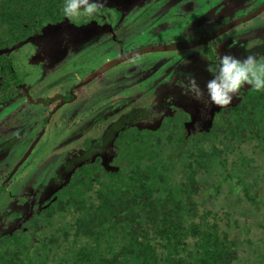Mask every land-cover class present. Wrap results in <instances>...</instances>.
Here are the masks:
<instances>
[{"label": "flooded vegetation", "instance_id": "obj_1", "mask_svg": "<svg viewBox=\"0 0 264 264\" xmlns=\"http://www.w3.org/2000/svg\"><path fill=\"white\" fill-rule=\"evenodd\" d=\"M123 1L105 0L103 7H106L101 9L104 16L99 25H94L93 20V25L86 28L83 23L75 24L62 16L61 22L55 19L33 27L34 32L27 36L31 37L29 42L33 46L28 54L23 49L28 41L18 38L11 42L0 36V251L6 242L16 243L18 249L36 216L40 219L51 217L54 204L66 195L70 184L77 178L88 177L83 172L86 164L103 167L94 175L96 181L105 178L103 173L107 171L112 178L120 176L118 174L123 173L127 163V170L121 176L143 174L150 166L157 170L156 165H150L148 161L142 166L130 163L138 156L144 139L158 141L164 121L168 123L170 133L174 131L183 144L188 145L186 165L196 160L194 156L203 154L204 149L216 145V133H224V150L229 148L228 145L236 148L227 156L237 166L252 156L241 151L237 154V149L251 145L255 147L254 153L260 138L264 142V92L251 97L252 88L245 85L232 104L215 109L206 108L183 94L188 76L194 77L203 89L211 78L204 70L206 64L215 63L222 55L264 56V0H206L210 3L209 14L198 20L201 25L197 22L193 25L196 33L190 40L134 44L128 49L124 48L128 38L125 35L124 40L121 39L123 36L118 37L114 28L119 11L112 3L124 7ZM106 12L113 18L107 19ZM254 21L256 24H249ZM203 25L206 29L200 32ZM103 31L109 32L103 40H112L117 45L115 48L119 47L118 52H109L115 53L112 58L105 56L100 62H90V58L82 63L75 60L67 66L69 53L80 50L86 44V38L89 45L94 43ZM235 31L239 34L228 37V33ZM66 32L67 36H64ZM151 36L155 37V33ZM202 40L203 43L195 45ZM26 49L28 51L29 46ZM176 51L182 53L171 59L174 63L168 58L153 63L154 68H165L162 76L152 78V73L145 69L137 80L133 75L130 81H135L129 85L122 79L123 87L108 78L110 70L134 57L150 52ZM19 53L24 67L22 73L11 60ZM26 58L29 59L27 62ZM116 58L123 60L109 65ZM39 61L50 68L46 69ZM105 79L108 85L103 84ZM143 84L149 87L139 88L130 96L124 90V87L131 89ZM158 85L162 90L156 93ZM142 93L144 98L139 101ZM180 114H183L182 119L175 120ZM11 119L14 124L8 126ZM179 153L182 151H177ZM141 154L150 157L155 152L143 151ZM252 157V164L256 161L255 166H259L260 158L256 152ZM41 160L42 167V164L38 166ZM181 162L172 161L170 165L157 161L158 170L166 177L168 186L169 174L166 172L176 165L180 167ZM181 171L184 175V170ZM246 171L240 174V182L254 170L249 174ZM2 193H5L4 199ZM50 194L52 197L45 201Z\"/></svg>", "mask_w": 264, "mask_h": 264}, {"label": "trees", "instance_id": "obj_2", "mask_svg": "<svg viewBox=\"0 0 264 264\" xmlns=\"http://www.w3.org/2000/svg\"><path fill=\"white\" fill-rule=\"evenodd\" d=\"M61 4L0 0V36L12 42L46 18L60 19ZM214 138L215 146L185 163L184 181L175 189L158 166L99 181L77 178L45 218L51 232L39 241L33 260L23 262L21 241L18 249L14 244L0 251V264H263L264 240L250 238L249 222V208L264 210V184L256 180L260 171L264 174L263 139L256 151L259 166L250 155L237 166L227 156L236 148L224 150V133ZM253 170L256 177L252 172L239 181L241 173ZM236 183L241 194L234 199L230 193ZM223 185L227 195L221 199ZM240 200L244 212L236 203Z\"/></svg>", "mask_w": 264, "mask_h": 264}, {"label": "rangeland", "instance_id": "obj_3", "mask_svg": "<svg viewBox=\"0 0 264 264\" xmlns=\"http://www.w3.org/2000/svg\"><path fill=\"white\" fill-rule=\"evenodd\" d=\"M123 2L125 5L124 7H119L118 4L116 5L113 3L112 5H114V7H116L117 10L119 11V15L117 17L118 20L116 21L117 23L114 27L118 33V37L123 36L121 39L124 40V35H125V38L126 37L128 38L127 40H125V44H124L125 49L130 48L134 44H140L138 46H141L149 42L153 43L157 41L164 42V43L165 42L172 43V42L190 40V38L194 37L196 33V31H194L195 28H193L194 27L193 25H195L196 22L200 23L201 25V21H198V20L199 19L201 20V18L203 19L204 17L206 18V16L209 14V7H210L209 6L210 3H207L206 0H158L156 2H149L148 0H143V1L142 0H129V1L125 0ZM103 4L105 5V0H103ZM103 12L104 11L101 10V15L97 19H93L95 21L94 25H99L101 23L102 17L104 16ZM192 13L194 15H192ZM105 15L107 19L113 18V15L108 12H106ZM93 20L73 19L70 21L75 24L83 23V25L87 28L90 25H93V22H92ZM46 21H50V20L46 18L42 22V24H44ZM57 21L61 22V18L58 19ZM249 24H256V23L254 21V22H250ZM34 29L35 28H31L27 30L24 33V36L22 37L24 40H26V42L28 41L25 44L29 46L28 51L26 49L27 46H24L23 49H25L26 51L25 53L27 52L30 53L31 50L33 49L32 44L29 42L31 37L27 38V36L31 35L32 31L34 32ZM205 29H206V25L201 26L200 32H203V30ZM103 32L104 33L101 32L100 35L97 36L96 41L94 43H91L89 45L90 41H88L87 40L88 38H86L84 40L86 44H84L80 50L76 49V51H74L73 53H69L67 55V58H68L67 66H69L72 63V61H75V60L79 63H82L85 60L90 59V58H91L90 62L92 60H98V62H100L101 60H103L105 56H110V58H112L115 55V53L109 54V52H112V51L118 52L119 47L115 48L117 45L112 40L104 41L103 39L106 38L105 36L109 35V32L108 31H103ZM153 32L155 33V37L151 36ZM235 34H239V32L235 31L234 34L228 33L227 35L228 37H232L233 35L235 36ZM64 36H67V32L66 34H64ZM71 37H72V34H71ZM87 37L90 38V36L88 35ZM227 40L230 41V38H228ZM75 46H77V44ZM181 53L182 51L165 52V53H162V52L145 53L141 56L134 57L133 59L125 63H122L118 65L117 67H115L114 69L110 70V73L108 74V78L110 79L112 83L117 82L119 84H120V81H122L123 79V81H125L123 83L125 85L126 84L129 85L130 83H132L133 81L137 80L140 77L141 71L145 72L146 70H149L152 73L151 74L152 78L157 77V76H162L165 68L164 67L154 68V66H152L153 63L162 58H168L170 59L169 61H171V63H174L173 60L171 59H174L175 55L178 56ZM20 55L21 54L19 53L17 58L14 57L11 60L14 62V66L16 67L17 71L19 73H22L24 71V67L19 57ZM61 56L62 57L64 56L63 52ZM73 57H75V59H73ZM27 59L28 58H26V62H27ZM38 63H41L44 66L45 62L39 61ZM45 68L49 69L50 67L46 65ZM133 75H135V80L130 81V79L133 78ZM46 79H49V77H47ZM107 82L108 81L105 79L103 81V84L108 85ZM120 86L123 87L124 85L120 84ZM128 87H124V90L127 91L128 92L127 94L130 96L134 92L137 93L139 88L146 89L149 86H147V84H143L142 86L141 85H139L138 87L135 86V88L132 87L131 89H129ZM161 90H162L161 85H158L157 88L155 89V92L159 93ZM256 93H257L256 91L251 89V97L252 95ZM143 96H144V93H142L139 96L140 98L139 101L143 100L144 98ZM122 109L124 110V108ZM182 117H183V114H180L177 116V119L175 120L180 121ZM172 122L174 123L175 121L173 120ZM13 124H14L13 119H11L9 121L8 126H11ZM169 124L173 126L171 122H169ZM162 127L163 129L159 132L160 138L158 137V141L151 142V140L144 139L142 146L139 147L140 151L138 152L139 153L138 156L130 164L136 165V163H140L142 166L148 161V164L150 165L155 164L157 166V161H158V164L163 163L164 161L166 164L170 163V165H172V161H177V160L180 162L182 161L180 167L176 165L173 168V170H170V172H166L169 174V177L167 178L169 182V188L175 189V188L180 187L181 182L183 181V174H182L181 169H183V165L185 164V160H186L185 153H186V147L188 145L183 144L182 139L179 138L180 136L174 133V131L173 133L172 132L170 133V131L167 129L168 123L166 121H164V125ZM137 134L139 135V133ZM254 149L255 147L254 146L252 147L250 145L249 147H246V148H240V150L237 149V154H239L241 151L242 153H247L253 156L255 155V152L257 151L255 150V152L252 153ZM143 151H154L155 154L150 155V157H147L146 154H141V152ZM177 151H182V153L177 154ZM174 152L175 154H173ZM128 164L129 163H127V165L124 164L125 167L121 171L123 173H119L118 175L121 176L124 174L125 170H127ZM255 164H256V161H254V165ZM40 165L41 167L44 165L42 163V160L39 162L38 166ZM100 170L102 171L103 167L98 166L95 163L93 164L90 163V164H86L83 172L85 175L86 174L88 175V178L90 177L91 181H94L95 178H97V177H94V175H96V173ZM103 175L105 176V178L102 177V179H106V178L109 179L112 177V174L108 171L104 172ZM252 175L256 177V172L253 171ZM256 180L258 184H264V174H262L261 171ZM234 185H235V189L232 190L233 194L230 193V195H235L234 199H237L236 195H238L241 192L240 185L238 183ZM222 190L223 192L219 195L218 198L224 199L225 196L227 195L226 185L222 186ZM2 195L4 199L5 193H2ZM51 197H52V194L48 195L45 201ZM231 199H233V197H231ZM53 200H55V198ZM244 203L241 202V200L238 203V206L239 208L241 207V210L245 206ZM249 209H251L253 212L252 218L249 217V222L251 224L250 229H252V232L250 231L251 232L250 238L255 239V241H257L258 239L264 240V213L258 212L255 209L253 211L252 208H249ZM49 231L50 229L49 228L47 229L46 224H45V219H40L39 216H36V220L33 221V227L29 229L27 231V234L24 236L25 238L24 245L27 250L24 249L22 252L24 254L23 262H28V261L31 262L33 260V256L35 255L34 254L35 250L39 245V241H41L42 237L46 235V232L48 233L51 232ZM243 243L244 241H241V244ZM261 246L263 247L264 245L261 244ZM12 247H13V244H9V247L4 246V248L1 251H3L4 249H8V248L11 249Z\"/></svg>", "mask_w": 264, "mask_h": 264}, {"label": "clouds", "instance_id": "obj_4", "mask_svg": "<svg viewBox=\"0 0 264 264\" xmlns=\"http://www.w3.org/2000/svg\"><path fill=\"white\" fill-rule=\"evenodd\" d=\"M103 0H62L58 12L66 20H93L101 15ZM210 79L202 89L194 77L188 76L183 94L206 108H225L232 104L242 88L248 85L264 92V56L259 54L237 58L222 55L215 63L206 64Z\"/></svg>", "mask_w": 264, "mask_h": 264}, {"label": "water", "instance_id": "obj_5", "mask_svg": "<svg viewBox=\"0 0 264 264\" xmlns=\"http://www.w3.org/2000/svg\"><path fill=\"white\" fill-rule=\"evenodd\" d=\"M218 33H221V32H218ZM218 33H216V34H218ZM216 34L212 35V38H213ZM203 42H204V40H202V41H197L195 45H198L199 43H203ZM195 45H193V46H195ZM128 57H129V56H128ZM128 57H125V59L128 58ZM119 60H123V59L116 58V59L110 61V62H109V65H111V64H113V63H115V62H118Z\"/></svg>", "mask_w": 264, "mask_h": 264}]
</instances>
